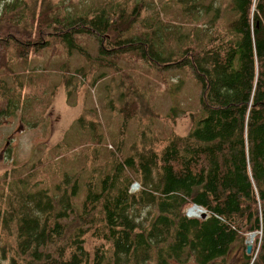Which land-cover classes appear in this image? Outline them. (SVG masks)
<instances>
[{"label":"trees","instance_id":"trees-1","mask_svg":"<svg viewBox=\"0 0 264 264\" xmlns=\"http://www.w3.org/2000/svg\"><path fill=\"white\" fill-rule=\"evenodd\" d=\"M180 1L188 8L196 3ZM233 3L229 31L216 32L199 50L170 59L173 52L164 56L167 51L161 39L153 40V32L143 39L127 34L143 4L133 11L101 4L65 13L54 0H0V70L14 75L10 56L6 59L10 52L28 57L41 45L57 41L67 53L84 56L93 72L101 66L118 72L117 59L138 53L159 64L188 65L202 88L201 109L192 113L193 128L185 136L170 137L160 151L149 145L136 154L133 145L132 153L124 155L120 148L129 121L137 116L131 110L134 103L160 116L136 88L131 102L125 100L128 93H122L120 145L116 152H105L103 165L91 171L87 162L78 171L66 164V170L54 167L53 176L60 180L48 187L33 179L42 160L32 166L28 178L10 179L8 186L3 175L0 258L8 264H170L194 256L198 264H210L226 259L239 244L244 247L240 264H264V0ZM94 33L99 54L80 43V36ZM59 70L66 87L75 85L69 84L76 74L69 61ZM77 70L83 80L91 75L82 67ZM101 73L93 75L91 83L106 71ZM2 83L6 81L0 79V121L18 109V102L3 95L11 86ZM88 111L83 108L76 124L92 128L88 138L100 144V120ZM132 175L141 185L135 192L130 190ZM80 188L87 193L78 209L74 198ZM194 204L206 210L205 218L185 214ZM252 232L257 238L249 252L246 238Z\"/></svg>","mask_w":264,"mask_h":264},{"label":"rangeland","instance_id":"rangeland-1","mask_svg":"<svg viewBox=\"0 0 264 264\" xmlns=\"http://www.w3.org/2000/svg\"><path fill=\"white\" fill-rule=\"evenodd\" d=\"M54 1L65 13H81L96 9L101 4L133 11L135 6L143 4L141 14H138V19L127 34L143 39L144 36L149 37L148 32H153V40L161 39L158 41L167 51L163 55L169 56L173 52L170 59L183 57L186 50H199L216 32L229 31L234 18L233 0H196V3L189 4V8L180 0ZM109 34L114 35L113 32ZM179 39L183 40L182 43ZM98 41L95 33L80 36V43L93 54H99ZM41 47L40 51L36 50L28 57L15 56L13 52L8 54L6 59L10 56L14 75L5 69L0 70V79L6 81L2 84L11 86V90H6L7 93L3 95L14 100L15 105L18 102L14 114L4 116L0 121V178L7 174L6 186L10 179L19 176L28 178L32 166L41 160L43 164L34 171L33 179L40 180L45 187L52 184L49 182L60 180V177L53 176L56 174L52 171L54 167L65 169L66 164L70 170L78 171L87 162L91 171L95 165H103L108 154L105 152H116L120 145L124 118L119 107L123 104V92L128 93L125 100L131 102L138 88L154 111L160 113V116H154L145 108H138L135 103L132 105L135 109L131 107V110L137 116L129 121L127 139L121 143L124 155L132 153L133 145L136 154L149 145H157L160 151L170 137L185 136L193 128L195 118L192 113L201 109L202 88L188 65L171 66L167 65L168 61L159 64L139 57L138 53H130L117 59L118 72H111L110 67L104 69V66L93 72L91 63L84 56L76 51L67 53L65 46L57 41ZM66 61L70 62L72 72L76 71L69 80V84L75 85L70 87H66V76L59 70ZM103 62L105 65L106 59ZM81 67L87 73L91 71L86 80L77 70ZM102 71H106L105 76L97 83H91L93 75L97 76L100 72L102 76ZM33 89L36 91L33 92ZM17 97L23 99L19 102ZM83 108L90 110L88 114L93 119L100 120L101 132L104 133L99 139L100 144L93 137L88 138L94 132L92 128L82 129L76 124ZM174 110L176 115H173ZM99 145L102 147L100 153L97 152ZM94 147L97 156L91 152ZM132 178L130 190L135 192L141 185L133 175ZM84 179L80 177V182ZM86 193L80 188L74 198L78 209ZM200 209L195 204L189 205L185 208V214L192 217ZM139 219H143V216L140 215ZM256 238V233L247 234L246 243L252 245ZM243 259L244 247L237 244L226 259H218L210 264H240ZM0 264H8V261L0 258ZM150 264L156 263L151 261ZM170 264L198 263L191 256L184 262L173 260Z\"/></svg>","mask_w":264,"mask_h":264},{"label":"built area","instance_id":"built-area-1","mask_svg":"<svg viewBox=\"0 0 264 264\" xmlns=\"http://www.w3.org/2000/svg\"><path fill=\"white\" fill-rule=\"evenodd\" d=\"M197 207H200L201 209H200V211L198 212V214H195L194 216H192V217H200L201 215H203L204 213H206V210L203 208V207H201V206H199V205H196ZM205 211V212H204Z\"/></svg>","mask_w":264,"mask_h":264},{"label":"water","instance_id":"water-1","mask_svg":"<svg viewBox=\"0 0 264 264\" xmlns=\"http://www.w3.org/2000/svg\"><path fill=\"white\" fill-rule=\"evenodd\" d=\"M202 217L205 218V217H206V213H204ZM251 248H252V245L249 244V245H248V251H249V252H251Z\"/></svg>","mask_w":264,"mask_h":264},{"label":"clouds","instance_id":"clouds-1","mask_svg":"<svg viewBox=\"0 0 264 264\" xmlns=\"http://www.w3.org/2000/svg\"><path fill=\"white\" fill-rule=\"evenodd\" d=\"M201 216H202V215H201ZM201 216H200V217H201Z\"/></svg>","mask_w":264,"mask_h":264}]
</instances>
